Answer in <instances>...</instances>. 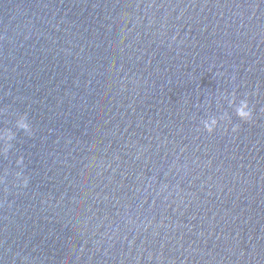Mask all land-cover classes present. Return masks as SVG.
I'll use <instances>...</instances> for the list:
<instances>
[{
  "label": "water",
  "instance_id": "95a60500",
  "mask_svg": "<svg viewBox=\"0 0 264 264\" xmlns=\"http://www.w3.org/2000/svg\"><path fill=\"white\" fill-rule=\"evenodd\" d=\"M0 264H264V0H0Z\"/></svg>",
  "mask_w": 264,
  "mask_h": 264
}]
</instances>
